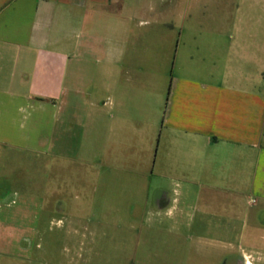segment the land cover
Returning <instances> with one entry per match:
<instances>
[{"label":"crops","instance_id":"0c3cea01","mask_svg":"<svg viewBox=\"0 0 264 264\" xmlns=\"http://www.w3.org/2000/svg\"><path fill=\"white\" fill-rule=\"evenodd\" d=\"M221 8L218 16V0H0V249L41 250L10 233L42 231L47 195L66 217V228L55 222L64 240L86 230L80 217L91 212L61 207L62 194L85 197L87 184L58 180L59 151H88L95 155L80 166L129 174L142 153L149 175L99 183L129 184L136 197L146 179V208L175 222L186 199L201 198L193 185L264 205V0ZM124 211L136 215L137 200Z\"/></svg>","mask_w":264,"mask_h":264},{"label":"rangeland","instance_id":"374dc122","mask_svg":"<svg viewBox=\"0 0 264 264\" xmlns=\"http://www.w3.org/2000/svg\"><path fill=\"white\" fill-rule=\"evenodd\" d=\"M221 2L218 0V16L224 15ZM57 154L52 160L57 163L58 180L83 178L86 181L85 197H75L80 193L78 189L67 190L68 193L61 197L63 209L74 212V209L84 208L91 212L80 217L86 230L64 240L65 231L55 222L61 220V227L66 228V217L55 214L54 200H49L47 195V200L42 198L41 201L45 214L42 231L36 235L30 231L10 233L14 239L25 235L31 244L40 243L41 250L34 253L33 245L24 252L15 245H6L8 248L0 249V264H264V205L261 201L249 204L251 199L243 197L235 202L227 195L211 198L205 194V187L193 185L192 190L202 189L201 198L191 195L186 199L184 213L175 222L163 215H153L151 208H146L147 202H151L142 198L147 188L142 182L146 179L139 178L142 181H139L136 197L128 192L131 185L106 182L108 178L132 176L134 172L139 177L149 175L150 167L142 153L137 154L136 162H131L132 174L129 169L119 173L108 168L99 169L96 164L80 166L81 158L90 159L95 155L88 151H59ZM48 160L43 155L42 195L49 191ZM100 178L106 179L104 184L99 183ZM134 198L138 202V213L130 216L124 210ZM78 254L82 257L77 258Z\"/></svg>","mask_w":264,"mask_h":264},{"label":"flooded vegetation","instance_id":"af4514ba","mask_svg":"<svg viewBox=\"0 0 264 264\" xmlns=\"http://www.w3.org/2000/svg\"><path fill=\"white\" fill-rule=\"evenodd\" d=\"M237 261H238V257L236 256V257H235V262H237ZM235 262H234V263H235Z\"/></svg>","mask_w":264,"mask_h":264}]
</instances>
